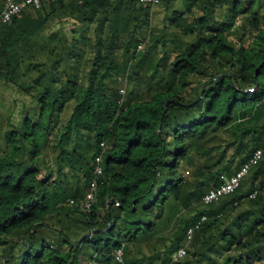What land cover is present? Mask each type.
Instances as JSON below:
<instances>
[{"label": "trees", "instance_id": "16d2710c", "mask_svg": "<svg viewBox=\"0 0 264 264\" xmlns=\"http://www.w3.org/2000/svg\"><path fill=\"white\" fill-rule=\"evenodd\" d=\"M150 8L42 0L0 29V80L32 97L19 124L8 118L0 146V264H120L119 248L126 264H165L203 215L176 264H254L264 248V156L235 192L201 203L222 173L264 147V0ZM57 22L72 25L70 36L48 33ZM160 42L165 54L154 65ZM124 81L132 90L123 96ZM143 83L153 89L148 99ZM221 132L238 166L228 163L189 192L182 161L196 150L209 155L215 148L206 142ZM104 141L97 202L90 212L71 207Z\"/></svg>", "mask_w": 264, "mask_h": 264}, {"label": "rangeland", "instance_id": "374dc122", "mask_svg": "<svg viewBox=\"0 0 264 264\" xmlns=\"http://www.w3.org/2000/svg\"><path fill=\"white\" fill-rule=\"evenodd\" d=\"M161 5L156 7V12L161 10ZM157 13L155 14V24H157ZM171 19L174 17V12L170 14ZM65 22V21H64ZM64 22H57L54 26H51L50 30H48V33L51 31H55L59 36H70L72 27L71 24L64 23ZM255 32L256 30L253 29ZM168 48L171 50L170 57L171 60H173L178 53V50L173 47V45L169 42ZM147 49V48H146ZM157 53L153 54L152 57L154 58V65L159 62L163 58V55L165 54L163 43L160 42L159 45L156 48ZM143 73V72H141ZM124 86L127 88V93L132 90V84L129 82L126 84V81ZM154 87V86H153ZM140 89L135 90V92L139 91ZM133 93L134 95L136 93ZM142 99H148L152 97L153 95V89H149L146 84H142V92L140 93ZM32 104V97L26 91H24L22 88H16L13 84H5L3 81L0 80V146L3 147V133L8 128L7 120L8 118L11 120L13 124H19L21 122V117L24 112V110L28 107L31 108ZM72 111V104H70L65 112L62 114V117L64 121H66L70 113ZM225 136V137H223ZM223 137V138H222ZM226 135L221 132V134L210 140L209 142H206L205 149H212L210 150V154L206 155L205 153L198 152L197 150L190 156L188 160H183L180 166V172L183 173L186 170L191 171V177L188 181L187 190L189 192H196V187L200 184V182L205 184V180L210 178V173L216 172L222 167H225L228 163L231 169H234L238 166L240 159L239 157H235L232 159L233 156V148H227L226 147ZM221 159H219V157ZM210 159V160H209ZM213 160L212 165H210V161ZM217 161V164L214 165V162ZM252 174V173H251ZM79 178L83 181V175L82 173L79 174ZM250 176V175H249ZM249 176H247L245 179H247ZM251 177V176H250ZM68 179L72 180V184H74V180H76L73 176H68ZM209 180H212L211 178ZM81 184L83 185L84 183ZM212 184L213 181H210ZM84 186V185H83ZM84 190H87V186L82 187ZM82 189V192L84 191ZM193 212L192 210H190ZM73 225H77L76 223H73ZM149 247V246H148ZM147 247V249H148ZM150 248V247H149ZM164 248V247H163ZM258 254V255H257ZM255 258L253 257L254 264H264V248H258L256 252L254 253ZM260 256V259H258ZM184 261V260H183ZM182 261V262H183ZM161 261L159 258H156L152 264H159Z\"/></svg>", "mask_w": 264, "mask_h": 264}, {"label": "built area", "instance_id": "2783aa9c", "mask_svg": "<svg viewBox=\"0 0 264 264\" xmlns=\"http://www.w3.org/2000/svg\"><path fill=\"white\" fill-rule=\"evenodd\" d=\"M161 0H140V2L146 6L151 7L152 10ZM42 5V0H2L0 5V29L10 23L13 18L20 16L24 10L29 7H35L36 9L40 8ZM142 48V46H140ZM123 96L126 94V88L121 89ZM124 99L120 100L122 104ZM101 146L103 148L102 152L96 157V166L94 170V177L91 179L88 189L85 192L84 196L74 198L71 197L68 199L69 205L74 208H78L84 212H90L93 205L97 202L98 191L100 185V177L104 174L103 166V155L108 148L107 142H102ZM264 156V147L258 148L255 150L254 154L250 159L243 163L241 167L232 175L222 173L220 175L223 180L222 184L218 187L212 188L208 193H206L201 203L204 205H209L214 202L220 201L223 197L232 194L235 192L246 176L251 172L252 168L257 165ZM190 171H186L185 176L189 175ZM256 193L251 194V197H254ZM207 219L206 215L201 216V218L192 224L186 233L185 244L179 247L174 251L170 259L165 264H176L181 262L188 254V249L190 242L192 241L196 230H198L201 224ZM115 260L120 264H126L124 259V250L119 248L114 252Z\"/></svg>", "mask_w": 264, "mask_h": 264}, {"label": "water", "instance_id": "95a60500", "mask_svg": "<svg viewBox=\"0 0 264 264\" xmlns=\"http://www.w3.org/2000/svg\"><path fill=\"white\" fill-rule=\"evenodd\" d=\"M172 101H174V100L169 99V100L166 102V107H168V105H169ZM114 202H116V200H115V199H112L110 205H112ZM100 231H104V229H99V230L91 231V232L87 233V234L85 235V237L92 236L93 234L98 233V232H100Z\"/></svg>", "mask_w": 264, "mask_h": 264}, {"label": "crops", "instance_id": "0c3cea01", "mask_svg": "<svg viewBox=\"0 0 264 264\" xmlns=\"http://www.w3.org/2000/svg\"><path fill=\"white\" fill-rule=\"evenodd\" d=\"M85 192H86V191H85ZM85 192H84V194H85ZM84 194H83V195H84Z\"/></svg>", "mask_w": 264, "mask_h": 264}]
</instances>
